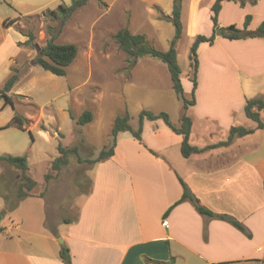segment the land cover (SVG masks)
Returning a JSON list of instances; mask_svg holds the SVG:
<instances>
[{
    "label": "crops",
    "instance_id": "0c3cea01",
    "mask_svg": "<svg viewBox=\"0 0 264 264\" xmlns=\"http://www.w3.org/2000/svg\"><path fill=\"white\" fill-rule=\"evenodd\" d=\"M199 6L200 0H193V25L198 21ZM211 14L210 10L206 36L213 32ZM248 15L252 16L250 29H257L264 21V0L245 7L224 2L219 25L222 29L231 25L242 28ZM164 23L170 24L158 21L156 30ZM173 37L174 33L163 37L165 45ZM198 54L196 104L187 111L197 112L196 117L190 115V143L204 148L225 141L231 127L239 126L238 115L244 111L246 100H264V91L251 94L247 84L252 79L259 87L264 86V39L232 41L216 36L214 44H207ZM188 74L187 80H181L190 95L193 83ZM209 75L214 79L211 86L205 82ZM177 102L182 109L178 97ZM181 116L179 112L172 116L175 126L180 125ZM198 117L215 123L218 141L207 142L195 132ZM122 134L118 135L114 156L91 169L92 188L77 219H64L69 228L62 237L70 248L72 264H148L147 260L163 264H264V129L235 139L229 147L190 158L180 152L182 136L173 133L163 120L144 122L142 143L131 134L122 139ZM178 176L202 205L234 217L251 237L227 222L200 215L188 201L164 218L182 197ZM38 236L42 239L29 251L20 247L18 253L0 251V264H63L57 239Z\"/></svg>",
    "mask_w": 264,
    "mask_h": 264
},
{
    "label": "rangeland",
    "instance_id": "374dc122",
    "mask_svg": "<svg viewBox=\"0 0 264 264\" xmlns=\"http://www.w3.org/2000/svg\"><path fill=\"white\" fill-rule=\"evenodd\" d=\"M71 2L0 0V89L11 76L18 75L17 83L8 93L13 104L4 108V100L0 99V156H27L26 175L37 182L32 191L34 197L18 203L21 172L0 163V226L5 230L4 234L0 233V251L4 253H18L20 248L29 251L42 239L38 235L56 238L58 247L66 245L62 236L69 227L64 219H77L92 188L94 165L79 163L77 156L72 155L61 171H52L59 145L76 146L82 159L94 160L105 147L112 145L114 120L126 111L136 129L142 110L166 112L171 119L178 112L184 113L166 65L150 56L139 58L134 64L115 41L116 33L128 28L133 34H144L154 48L167 51L170 40L165 45L163 37L172 36L173 25L164 23L156 30L155 23L169 22L166 18L171 16L173 0H91L64 25L48 14L49 10ZM211 2L200 0L198 21L193 25V0L183 1L184 33L177 52L184 80L190 70L188 57L194 39L209 30ZM29 33L34 35L31 42H28ZM51 38L57 44L78 47V55L64 77L44 71L36 62ZM205 47L206 43L200 45V53ZM211 80L214 79L209 75L206 85L213 83ZM226 83H230L229 78ZM247 84L251 86V94L264 91L257 81L248 79ZM86 110L93 113V120L80 126L76 119ZM196 113L190 110L185 114L196 117ZM15 114L25 118L23 130L7 127ZM214 125L198 117L195 132L207 142H216L220 133ZM237 125L253 128L257 124L242 111ZM129 135L125 132L121 137ZM46 174L51 175L49 181L45 180Z\"/></svg>",
    "mask_w": 264,
    "mask_h": 264
},
{
    "label": "trees",
    "instance_id": "16d2710c",
    "mask_svg": "<svg viewBox=\"0 0 264 264\" xmlns=\"http://www.w3.org/2000/svg\"><path fill=\"white\" fill-rule=\"evenodd\" d=\"M91 0H72L70 5L61 4L57 10H49L50 14L55 21L60 19L61 24H66L73 15L81 8L85 7ZM184 0H173V8L170 17L166 19L172 23L174 27V37L170 42L169 49L167 51H160L149 44L146 36L144 34H133L128 28H123L119 30L115 35V41L119 48L126 53L131 59H133L134 64L139 58L150 56L161 61L166 65L170 79L172 82V88L177 95L178 99L183 105V114L181 116V123L179 126H175L170 118V115L166 112L154 113L149 110H142L138 116V127L134 129L130 124L131 115L126 111L123 115L117 116L114 120L112 128V145L109 148H104L94 160L82 159L79 154L78 147L67 148L59 145L58 151L59 156L52 163L51 169L54 172H59L64 166L69 164L70 156H77L79 163L88 162L92 165L97 163L105 162L114 156L115 148L117 146L118 135L121 133L129 132L132 137L142 143V133L145 121H157L163 120L167 127L175 134L182 136V143L180 147V152L184 158H190L192 155L201 154L208 150L217 149L221 147H229L235 139L245 138L255 133L256 130L264 129V122L262 121V116L264 115V100L261 98H251L246 100L244 106V113L246 117L254 121L257 125L256 128H245L243 126H233L229 130L228 138L225 141L219 142L217 144L209 145L204 148H199L193 146L190 143V136L193 127L192 119L187 116L186 111L195 106L196 97L195 93L198 87V73H199V47L201 44L213 45L216 39V31L220 30L219 25V13L222 9L224 2H235L241 7H245L247 4L256 5L258 0H215L211 6V21L213 23V32L210 36L197 35L194 42L190 48L189 52V74L188 78L193 83V89L190 95H188L182 85V70L178 63V52L177 45L183 37L184 25L182 22V5ZM30 18V17H29ZM26 18V20H29ZM252 22V16L248 15L245 18L242 28L236 25H231L224 28L223 37L228 40H246V39H264V21L255 30L250 29ZM10 24L15 23V21H9ZM29 38L28 42L34 39V35L29 33L27 35ZM78 55V47L74 44H57L54 39L51 38L45 47L42 49L41 54L36 58V62L41 66V68L55 76L64 77L67 74V68L74 62ZM18 81V75L14 74L5 83L2 89H0V99L4 100V108L8 105L13 104V100L8 93L12 91L15 84ZM74 118L73 116L71 117ZM93 120V113L90 110H86L76 122L80 126H85L91 123ZM25 124V118L18 114H15L11 122L7 127H17L23 130ZM153 155H157L154 151L149 150ZM0 163L5 164L13 169L21 172L22 183H20L19 190L17 192V202L34 197L32 191L35 189L37 182L26 175L29 170V164L27 156H12L4 155L0 156ZM51 179L50 174L45 175V180L49 181ZM179 182L183 189L182 197L175 202L168 211L164 214L166 218L171 210L177 205L183 202H190L196 209V211L206 217L216 220H221L227 222L234 226L236 229L244 233L247 237H251L248 230L244 225L236 220L234 217L226 214H218L210 209L206 208L201 204V201L191 192L188 185L184 180L178 176ZM1 187V182H0ZM1 192V191H0ZM9 210V204L6 203ZM1 219V216H0ZM70 223V221H66ZM4 230L0 226V233ZM60 259L63 264H72V256L70 248L66 245H62L60 248ZM148 264H163L160 262L147 260Z\"/></svg>",
    "mask_w": 264,
    "mask_h": 264
},
{
    "label": "water",
    "instance_id": "95a60500",
    "mask_svg": "<svg viewBox=\"0 0 264 264\" xmlns=\"http://www.w3.org/2000/svg\"><path fill=\"white\" fill-rule=\"evenodd\" d=\"M223 34H224V29H222V28L220 30L216 31V36L221 37Z\"/></svg>",
    "mask_w": 264,
    "mask_h": 264
},
{
    "label": "built area",
    "instance_id": "2783aa9c",
    "mask_svg": "<svg viewBox=\"0 0 264 264\" xmlns=\"http://www.w3.org/2000/svg\"><path fill=\"white\" fill-rule=\"evenodd\" d=\"M164 225H167V222H164Z\"/></svg>",
    "mask_w": 264,
    "mask_h": 264
}]
</instances>
